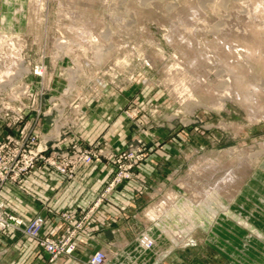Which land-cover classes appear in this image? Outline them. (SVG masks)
Masks as SVG:
<instances>
[{"label":"rangeland","instance_id":"1","mask_svg":"<svg viewBox=\"0 0 264 264\" xmlns=\"http://www.w3.org/2000/svg\"><path fill=\"white\" fill-rule=\"evenodd\" d=\"M7 2L0 0V113L21 112L40 141L67 121L60 129L68 148L79 142L86 110L112 96L115 129H127L113 160L139 149L133 177L143 161L158 165L153 151H165L166 180L149 205L164 230L176 225L165 235L178 239L188 226L184 211L159 204L172 191L195 214L180 242L207 264H264V0H38L31 11L30 0ZM13 6L22 11L16 22ZM15 67L19 76L3 83ZM63 88L67 95L51 101ZM95 142L98 159H108ZM230 175L231 186L209 190ZM197 189L207 197L192 198Z\"/></svg>","mask_w":264,"mask_h":264},{"label":"crops","instance_id":"2","mask_svg":"<svg viewBox=\"0 0 264 264\" xmlns=\"http://www.w3.org/2000/svg\"><path fill=\"white\" fill-rule=\"evenodd\" d=\"M101 100L104 103L86 110V125L77 134L80 144L97 141L106 153L122 142L127 129L125 126L115 129L113 97L102 96ZM151 155L157 157L158 165L150 160L143 161L132 179L121 183L107 195L77 234L76 248L71 255L49 262L47 254L30 238L9 229L0 232V264H87L88 257L97 250L105 253L103 264H207L194 247L165 235L166 223L160 224L163 215L159 210L155 217L149 216L150 201L160 192L156 187L162 189L166 180L163 177L162 181L160 175L161 156L165 151H153ZM111 172V163L104 157L81 163L70 179L43 165L32 169L19 187L4 189L1 199L6 212L25 220L40 216L44 220L42 234L59 236L67 225L60 219L59 212L69 211L74 217V212L87 210ZM237 222L244 227L250 226L244 218ZM145 230L155 241L149 250L142 246L139 249L137 242ZM186 253V259H182Z\"/></svg>","mask_w":264,"mask_h":264},{"label":"built area","instance_id":"3","mask_svg":"<svg viewBox=\"0 0 264 264\" xmlns=\"http://www.w3.org/2000/svg\"><path fill=\"white\" fill-rule=\"evenodd\" d=\"M36 73L44 74L42 64L36 66ZM18 76L19 69L15 67V72L11 71V73L8 72L5 75L6 80L3 83L9 82L11 84ZM3 77L4 74L0 73V78ZM1 83L2 81H0V86ZM67 93V89L63 88L59 94L57 93L59 97H50L51 101H58L59 98L61 100ZM57 105L58 103L55 104L54 109L61 116L59 118H62L64 111L58 108ZM52 109L53 106L49 107L47 113H50ZM22 119L23 114L21 112L9 113L5 111L0 113V232L9 229L19 231L47 254L49 262H53L64 255L73 253L76 248L75 239L79 231L93 216L94 211L106 199L107 195L115 187L132 177L133 169L137 167L136 165L141 160L142 155L139 154V149L132 148L129 153H123L122 156L113 160V151L109 152L108 160L111 163L112 172L94 202L86 211L74 212V217L69 211H60L59 217L67 225L61 235L48 236L42 234L41 231L44 222L42 217L34 216L25 220L14 213L6 212L4 202L1 199L2 191L7 187H19L23 178L32 169L40 168L43 165L54 168L67 178H71L81 163H90L94 158L98 159V155L102 151L98 150L96 152V142H91L88 145L73 142L69 144L68 148H65L63 142L66 139L64 137L66 131H62L60 128L68 124L67 121L52 129L55 137H49L52 135V133H49L40 141L35 128H32V125L28 127ZM82 125H84V121L80 122V126ZM113 163H116L114 168ZM139 244L148 249L153 245V241L149 236L143 235L139 240ZM104 259L105 254L97 250L90 256L89 263L102 264Z\"/></svg>","mask_w":264,"mask_h":264},{"label":"bare ground","instance_id":"4","mask_svg":"<svg viewBox=\"0 0 264 264\" xmlns=\"http://www.w3.org/2000/svg\"><path fill=\"white\" fill-rule=\"evenodd\" d=\"M6 1V3H5V8L6 9H8L9 8V6L10 5H7L6 6V4L8 3L7 2V0H5ZM36 2L38 1V0H35ZM35 1H33V0H30V2H29V10L30 9H35V4H34V2ZM18 4H15V7L17 6ZM27 6H28V4H27ZM15 7L13 6L12 8H13V14H14V19H13V21H17V14L19 13V14H21V12L19 11V8H16L15 9ZM5 11V10H4ZM31 11V10H30ZM33 11H35V10H33ZM6 12V11H5ZM3 13V15H4V17H5V15H6V13ZM30 15H31V13H30ZM29 15V16H30ZM4 20V19H3ZM12 21V22H13ZM15 21V22H16ZM258 25V24H257ZM261 27H262V25H260ZM5 35H4V33L2 34V33H0V38H3ZM4 44V43H3ZM2 44V45H3ZM237 49V48H236ZM15 57V56H14ZM1 60H3V61H6V59L4 58V57H1ZM9 61V60H8ZM10 61L12 62V63H15V61H16V59L15 58H13L12 57V60L10 59ZM7 62V61H6ZM11 65V64H10ZM6 66V65H5ZM13 66V65H12ZM8 66H6V68H7ZM6 70V69H5ZM5 70H2V72H5ZM11 72V71H10ZM1 74H3V73H1ZM258 87V86H257ZM253 87H251V89H252ZM262 88V87H261ZM228 89V88H227ZM258 90V89H257ZM232 93V92H231ZM230 92H229V96L231 97V95L233 94H231ZM254 96V95H253ZM256 97V96H255ZM254 111V110H253ZM208 164V163H207ZM220 164V163H219ZM206 165V164H205ZM199 167H200V165H198ZM202 168V167H201ZM195 170V169H194ZM200 171V169L199 168H197V171ZM229 170V169H228ZM236 170V169H235ZM231 171V170H230ZM229 171V172H230ZM237 171H239V170H237ZM227 172V171H226ZM204 173V172H203ZM235 173H238V172H235ZM208 174V173H207ZM213 174H215V173H213ZM222 174V173H221ZM229 175V174H228ZM219 176V175H218ZM237 175H235V177H236ZM209 177H211L210 175H209ZM208 177V178H209ZM207 178V179H208ZM218 178V177H217ZM209 179H211V178H209ZM212 179H214V178H212ZM234 180V178L230 175V176H228V177H222L221 179H219L218 181H217V179H216V181H217V183H215V182H212L211 180V185H210V189L209 190H212V193H214V191H215V189H216V191H217V188L219 187V184H225V183H227L228 185H232L231 184V182ZM192 181V180H191ZM209 181V180H208ZM207 181V185L209 184V182ZM190 182V181H189ZM186 183V182H185ZM236 183V182H235ZM238 183V182H237ZM182 184H184V182L182 183ZM226 185V184H225ZM224 185V186H225ZM182 186V185H181ZM193 186V185H192ZM221 186V185H220ZM223 186V187H224ZM187 187V186H186ZM201 186H199V188H200ZM226 187V186H225ZM195 188V187H194ZM198 188V187H197ZM222 189V188H221ZM231 189V188H230ZM229 189V190H230ZM194 190V189H193ZM225 190H227L226 188H225ZM224 191V190H223ZM232 192V191H231ZM221 193V192H220ZM224 193V192H223ZM191 194V193H190ZM205 192H203V191H201V190H198L197 189V192H194L193 194H192V198H195V199H197V197H200L201 195L202 196H205ZM218 194V193H217ZM226 193H224V195H225ZM227 194H228V192H227ZM212 196V195H211ZM221 196H223V195H221ZM227 196V195H226ZM205 197H207V196H205ZM210 197V196H209ZM176 199H178V196L174 193V192H172V191H170L165 197H163L161 200H160V202H159V204H160V206L162 207L163 206V204L162 203H164V205L166 206V205H169V206H171V205H175L176 206V208L177 209H179L178 211L179 212H183L182 214H184L183 216H181V218H185V219H188L187 220V227L186 228H184V229H182L181 230V233H180V230H179V233H176L175 235H173V236H176L177 234L179 235L178 237L176 236L175 238H178L179 240L180 239H182V238H184L185 237V234H188L189 233V231L188 230H190L191 228H192V226L194 225V222L191 220V218H193V216L195 215H193L192 213L193 212H191V209L189 208V203L188 202H186V201H182L181 202V204L178 206L176 203H175V201H176ZM191 199V198H190ZM209 199V198H208ZM212 199V198H211ZM203 203H205V202H203ZM208 204V203H207ZM222 204V203H221ZM200 206V205H199ZM205 206V205H204ZM154 206H151V207H149L148 208V214H149V216L150 217H155V215H157V214H159L158 213V210H156V209H154L153 208ZM167 207V206H166ZM163 208H164V206H163ZM168 208V207H167ZM170 208V207H169ZM189 208V209H188ZM185 209H187V211H185ZM165 210V209H164ZM216 210V209H215ZM218 211V210H217ZM146 212V213H147ZM159 212H161V211H159ZM220 212V211H219ZM161 214V213H160ZM173 214V213H172ZM207 214V213H206ZM170 215V214H169ZM210 216V215H209ZM170 217H171V215H170ZM211 217V216H210ZM156 219V218H155ZM203 219V222L202 223H204L205 221V219L204 218H202ZM211 219V218H210ZM165 220V219H164ZM175 222H176V220H174ZM198 223V222H197ZM206 223V222H205ZM203 224L202 226H206V224ZM165 226V225H164ZM174 225H168V226H166L165 228V230H164V232H167V233H169L168 231L169 230H172L171 228L173 227ZM175 233V232H174ZM150 238V237H149ZM152 238V237H151ZM171 239H173V238H171ZM152 241H154V239L152 238ZM155 242V241H154ZM154 242H153V245H154ZM181 244V243H180ZM144 249H146V248H144ZM148 249H150V248H148ZM103 252V251H102Z\"/></svg>","mask_w":264,"mask_h":264}]
</instances>
